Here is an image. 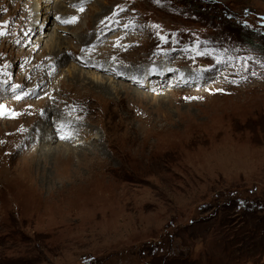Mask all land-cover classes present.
<instances>
[{"label":"rangeland","instance_id":"rangeland-1","mask_svg":"<svg viewBox=\"0 0 264 264\" xmlns=\"http://www.w3.org/2000/svg\"><path fill=\"white\" fill-rule=\"evenodd\" d=\"M20 1L0 0V264H264V0H53L44 44ZM53 28L65 59L39 72ZM91 35L146 88L93 86ZM47 108L70 122L54 156Z\"/></svg>","mask_w":264,"mask_h":264},{"label":"bare ground","instance_id":"bare-ground-1","mask_svg":"<svg viewBox=\"0 0 264 264\" xmlns=\"http://www.w3.org/2000/svg\"><path fill=\"white\" fill-rule=\"evenodd\" d=\"M76 1H78V0H76ZM44 2L45 3H47L46 5H44ZM62 2H64V4H68L65 8H66V12H64V14L66 15V16H71V14L72 15H74L73 13L74 12H76V10H73L72 8H68V6H69V4H71V5H76L75 4V0H64V1H60V4L62 3ZM81 2V0H79L78 1V3H80ZM34 3H35V5H34ZM51 3H53V0H35V2H33V0H25V2H24V0H22V1H20V3L18 4V6H21V5H24L25 6V8L27 9V11H29L30 9H31V11H32V14L30 13V11L28 12L29 13V16L30 17H32L31 18V21L30 22H32L31 24H32V27H30L29 29H30V33H31V36L32 35H36L37 33H39L40 32V34H38V37L37 38H39V39H42L43 38V35H45V33L47 32V30L49 29L47 26L46 27H44V25H43V23H42V18L44 17V16H46V15H42V14H40V12L41 13H45L46 12V10H49V9H47V8H49V6L50 5H52ZM28 5H30V7H28ZM46 6V7H45ZM48 6V7H47ZM61 6V5H60ZM63 6H65V5H63ZM63 8V7H62ZM58 9V8H57ZM62 11V10H61ZM78 11V10H77ZM56 12V11H55ZM60 13V12H59ZM61 14V13H60ZM63 14V15H64ZM76 14V13H75ZM75 16V15H74ZM46 21H47V19L45 18V23H46ZM67 24V23H66ZM72 24V23H71ZM52 25V24H51ZM53 26V25H52ZM44 27V28H43ZM54 28H55V26H53ZM44 29V30H42V29ZM54 28L52 29V32H50L48 35H46L47 37H48V41H47V45L44 47V48H46V49H49L50 50V53H49V55H50V57L49 58H47L46 60H44L43 62H44V66L42 67V69H40L39 70V72L40 71H44V70H47V68L51 65V64H56L57 62H64V59L65 58H61L60 57V55H59V53L61 52V49L59 50V48L61 47V45H62V43H61V36H57V32L54 30ZM70 28V27H69ZM68 28V29H69ZM56 30L57 29H60V28H55ZM71 29L72 30H79L80 28L78 27V24L75 22V23H73V25H72V27H71ZM50 31H51V29H50ZM80 31H81V29H80ZM41 32H45L44 34H41ZM67 32V31H66ZM79 32V31H78ZM77 33V32H76ZM47 34V33H46ZM83 35V34H82ZM81 36V35H80ZM36 37V36H35ZM116 38H120V36L118 35ZM115 38V39H116ZM102 38H98V36H95V37H92V35H91V37H88V36H86V37H84V38H82L81 39V44H83L84 46H86V45H89L88 46V49H89V52H90V54L91 55H89L88 56V59L90 60V62H91V66H93V67H91L89 64V66H86V68H92V70H94V71H96V72H98V73H100V74H97V75H95L94 73H92L93 75H95V76H97L96 77V83L95 84H93V86L94 85H97V87L99 88V89H101V90H103L104 92H106V93H110L111 91H113V89L116 91H118V86L117 85H115L114 84V82L112 81V82H110L109 80H107L106 78H104V77H102V76H104V75H107V76H111L112 78H114V79H116V80H119V78H121L122 80H124V79H126V80H128V79H130L131 81H132V83L134 84V85H137V86H140V87H144V88H146L145 87V82H143V77H146L148 74H146V72H135V73H130V74H127V73H125V72H114V71H111L110 69L108 70L107 68V66H109V65H107V66H105V64L103 65V66H105L104 68H100V67H97V65L95 66V63L98 61V60H100V59H102V57L100 56V52H101V50H102V48L100 47L101 45H102V42H104V41H102L101 40ZM35 40V39H34ZM37 40V39H36ZM43 40V39H42ZM74 40H75V38H74ZM71 41H73L71 38L68 40V45H69V43H71ZM34 42V41H33ZM36 42H38V43H42V44H44L45 43V39L43 40V41H41V40H37ZM35 42V43H36ZM79 42V41H78ZM106 43V42H105ZM34 44V43H33ZM80 44V43H79ZM80 44V45H81ZM104 44V43H103ZM109 44V43H108ZM31 45V44H30ZM37 45V44H36ZM34 46V45H33ZM70 48H71V46H70ZM30 49V48H29ZM31 50V49H30ZM63 50V49H62ZM73 50L75 51L76 49L75 48H73ZM66 54V53H65ZM73 54V53H72ZM34 58V57H33ZM36 58V57H35ZM28 62V61H27ZM61 64V63H60ZM59 65V64H58ZM64 65V64H63ZM52 66V65H51ZM60 66V65H59ZM58 66V67H59ZM55 67H57V66H55ZM54 67V68H55ZM58 67H57V69H58ZM52 68V67H51ZM110 68V67H109ZM79 69V70H78ZM77 69V67H75L74 68V70L71 72V77L74 79V81H77V82H83V83H85L83 80L84 79H87V75L83 72V71H80L81 69L80 68H78ZM161 69V73H160V75H161V77L158 79V84L159 85H162V83H164L165 84V82L164 81H167V77H168V69L166 68V67H163V68H160ZM38 71V70H37ZM36 71V72H37ZM51 71V70H50ZM52 72V71H51ZM54 72V71H53ZM52 72V73H53ZM149 74H150V72H148ZM102 74V76L101 77H99L100 75ZM38 75V74H37ZM99 75V76H98ZM49 76H50V73L49 72H47V71H45V81H47L48 80V78H49ZM34 78H36V76L34 75L33 76ZM110 77V78H111ZM109 78V77H108ZM180 78V79H179ZM178 79H175V81H174V78L172 79V81H174V82H178V81H183V80H185L186 78H187V76H180ZM170 79V78H169ZM93 80V79H92ZM122 80H119V82L120 81H122ZM171 81V82H172ZM50 82V81H49ZM48 82V83H49ZM95 82V80H93L92 81V83H94ZM108 82H110V83H108ZM118 82V83H119ZM46 83V82H45ZM108 83V84H107ZM122 83V82H121ZM161 83V84H160ZM51 84V83H50ZM145 84V85H144ZM43 85H47V83L46 84H43ZM43 85H40L39 86V88H41ZM119 85V84H118ZM126 85L124 84V83H122V86H120V88H122V87H125ZM157 86V85H156ZM50 87V88H49ZM113 88V89H112ZM151 88V87H150ZM48 90H50L49 92H50V94L51 93H53V91L55 90V88H54V86H48V88H47ZM32 89H30V91H31ZM38 90V89H37ZM136 90V95L138 96V95H140V94H142V95H144V96H146V94L145 93H141V91L139 90V89H135ZM140 91V92H139ZM38 93H39V91H37ZM48 95V94H47ZM52 95V94H51ZM48 97V96H47ZM41 102H43V101H41ZM55 111V110H54ZM54 111H51V109H49V108H47L46 110H44V114L40 117V122L38 123V124H36L35 126H34V128H32L31 129V134L32 135H36V138H34V143H35V140H37V143H39L40 144V146H38V147H40V151L42 150V152H44V153H46L48 156H49V153L51 154V155H53V153L55 152V154L56 155H58V154H61L63 151H65V150H63V149H61L62 148V146H58V147H55L53 144H58V142H63V143H69L70 142V140H67V139H65V138H63V133H62V131L66 128V126H67V122L68 123H70L69 122V120L68 121H65L66 119H64V118H61V114H58V113H56V112H54ZM68 128H70V130H72L73 128H74V126H68ZM77 131H75V133H76ZM77 134L75 135V140H77ZM69 141V142H68ZM75 142V141H74ZM73 142V143H74ZM70 144H71V142H70ZM69 144V145H70ZM75 144V143H74ZM35 145V144H34ZM34 145H32V146H34ZM68 145V146H69ZM77 145V144H76ZM79 146H81V145H79ZM68 148V147H67ZM54 156V155H53ZM37 162V161H36ZM47 164V163H46ZM37 165V164H36Z\"/></svg>","mask_w":264,"mask_h":264},{"label":"snow or ice","instance_id":"snow-or-ice-1","mask_svg":"<svg viewBox=\"0 0 264 264\" xmlns=\"http://www.w3.org/2000/svg\"><path fill=\"white\" fill-rule=\"evenodd\" d=\"M80 11H84L83 8L80 9ZM56 19H60V17H56ZM77 17H73L71 20H63L62 23H75L77 21ZM5 33L0 31V35H4Z\"/></svg>","mask_w":264,"mask_h":264}]
</instances>
